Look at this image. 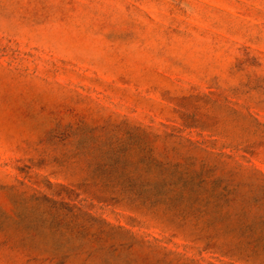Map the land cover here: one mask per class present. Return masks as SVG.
Returning a JSON list of instances; mask_svg holds the SVG:
<instances>
[{"label":"rangeland","instance_id":"1","mask_svg":"<svg viewBox=\"0 0 264 264\" xmlns=\"http://www.w3.org/2000/svg\"><path fill=\"white\" fill-rule=\"evenodd\" d=\"M0 264H264V0H0Z\"/></svg>","mask_w":264,"mask_h":264}]
</instances>
